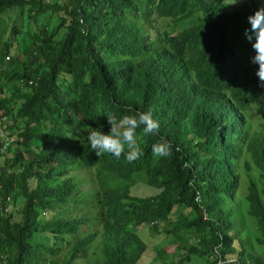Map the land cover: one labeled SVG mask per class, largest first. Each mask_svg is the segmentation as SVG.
<instances>
[{"label":"trees","instance_id":"trees-1","mask_svg":"<svg viewBox=\"0 0 264 264\" xmlns=\"http://www.w3.org/2000/svg\"><path fill=\"white\" fill-rule=\"evenodd\" d=\"M233 2L0 0L27 13L0 40V264H264V87L244 35L264 0ZM193 16L148 36L157 17ZM149 111L159 131L137 130L132 163L82 139ZM161 140L170 156L153 155Z\"/></svg>","mask_w":264,"mask_h":264},{"label":"clouds","instance_id":"clouds-1","mask_svg":"<svg viewBox=\"0 0 264 264\" xmlns=\"http://www.w3.org/2000/svg\"><path fill=\"white\" fill-rule=\"evenodd\" d=\"M234 0L232 4H235ZM250 29L245 30V38L252 43L254 55L250 63L257 66L255 72L261 87H264V7L259 8L247 18ZM110 131L103 134L100 130L85 127L86 135L82 139L90 146L97 157L107 153L117 159L125 156L127 162L132 163L143 155V150L138 142L140 136L155 135L159 131V123L152 118V113L136 112L134 115H125L119 120L112 115L107 117ZM151 151L156 157H167L172 154V146L165 140L152 145Z\"/></svg>","mask_w":264,"mask_h":264},{"label":"rangeland","instance_id":"rangeland-1","mask_svg":"<svg viewBox=\"0 0 264 264\" xmlns=\"http://www.w3.org/2000/svg\"><path fill=\"white\" fill-rule=\"evenodd\" d=\"M26 17H27V13H26L25 8H23V10L20 13L14 14V12L13 13L8 12L6 14H1L0 15V40L4 39L6 32H8L11 19L14 21L16 26L21 27L22 24L25 22ZM195 19H196V16H193L192 18H190L188 20L187 23H182V24L177 23L176 26H174L172 29H170L168 27L169 26V20H167L166 18L157 17V18H155V24L148 31V36L152 39H160V32H162V31H168L172 34H175L181 27L192 23ZM37 24L39 25L40 23L37 21ZM28 32H29V34L31 33L30 27L28 28ZM21 38L23 39V45H20L22 48L26 44V42H25L26 38L24 37V35ZM87 173H90V172L87 171ZM84 186L86 187L87 185L84 184ZM135 193H137L139 195H148V194H150V189L138 187V188H136ZM19 201H20V199H16V201L13 205V207L15 209L19 208V206H20ZM16 215H18V214H16ZM185 215H186V212L184 211L183 208H181V207L174 208L170 212L168 219L175 220L176 218L183 217ZM15 219H17V218L15 217ZM85 227H86L85 225H82V228H85ZM136 232L141 238H143L145 241L149 242L151 245L163 246L169 251H171L177 243V240L175 238H173L171 235L165 236L162 234L151 233L150 229L147 227H142L141 229L136 230ZM193 237H194V235H192V233L190 231H184L182 233L181 241L192 242L194 240ZM148 260H149V258H144V259H142V261H140V264H146L148 262ZM187 262H186V264H196V260H194V259H189V261H187ZM74 264H82V262L77 261Z\"/></svg>","mask_w":264,"mask_h":264},{"label":"built area","instance_id":"built-area-1","mask_svg":"<svg viewBox=\"0 0 264 264\" xmlns=\"http://www.w3.org/2000/svg\"><path fill=\"white\" fill-rule=\"evenodd\" d=\"M0 136H1V141L3 142L4 145H7L12 140L9 137H5L1 131H0ZM0 172H1V170H0ZM5 202H6V204L2 208L0 207V210H2L3 212H6L9 209V205H10L9 204V202H10V196L9 195H7L5 197Z\"/></svg>","mask_w":264,"mask_h":264}]
</instances>
